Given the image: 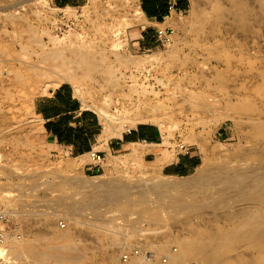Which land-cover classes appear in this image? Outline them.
<instances>
[{"label":"rangeland","instance_id":"rangeland-1","mask_svg":"<svg viewBox=\"0 0 264 264\" xmlns=\"http://www.w3.org/2000/svg\"><path fill=\"white\" fill-rule=\"evenodd\" d=\"M189 2L187 11L170 20L176 29L171 44L135 49L140 0H82L61 8L53 0H0V208L21 230L22 243L43 244L54 255L69 241L76 260L51 258L49 264H120L121 253L134 247L152 251L155 264H202L200 258L177 262L174 256L198 235L245 230L243 217L230 216L241 208L253 207L264 218V0ZM61 43L90 47L97 67L87 75L76 67L77 79L42 74L41 67L51 66L43 56ZM63 83L99 114L107 141L127 128L153 124L164 148L174 154L180 143L193 147L200 166L188 176H165L141 152L105 154L99 144L96 151L105 162L96 175L85 173L82 159L50 150L34 110L36 99ZM232 173L246 181L237 183ZM199 174L214 179L206 189L196 180ZM168 180L198 181L187 190L203 205L170 209L175 203L169 198L138 191ZM123 187L133 189L130 198L91 203L92 193L103 202ZM238 187L248 201L240 200ZM232 236L222 264H264V246ZM13 258L16 264H36L30 257ZM135 259L128 264H147Z\"/></svg>","mask_w":264,"mask_h":264},{"label":"crops","instance_id":"crops-1","mask_svg":"<svg viewBox=\"0 0 264 264\" xmlns=\"http://www.w3.org/2000/svg\"><path fill=\"white\" fill-rule=\"evenodd\" d=\"M82 0H53L58 7L78 6ZM189 0H140L141 26L134 36L133 48L151 49L157 46V27L170 26L176 15L188 10ZM35 114L42 125V136L53 152H62L74 158L85 157V173L96 175L101 169L91 165L89 152L100 144L102 152H132L143 154L147 163L157 167L161 174L184 177L194 173L201 164L199 152L191 147L189 153L164 148V137L153 124H140L124 131L121 136L103 142L104 128L99 114L83 105L69 83H63L48 94L36 99Z\"/></svg>","mask_w":264,"mask_h":264},{"label":"bare ground","instance_id":"bare-ground-1","mask_svg":"<svg viewBox=\"0 0 264 264\" xmlns=\"http://www.w3.org/2000/svg\"><path fill=\"white\" fill-rule=\"evenodd\" d=\"M70 8V7H69ZM72 44V43H71ZM88 48V49H87ZM90 53H91V49L90 47H87V46H83L81 44H78V45H74L72 47H69L68 45H66L65 43H61L59 45H56V47L51 50L49 53L45 54L43 56V62H51V66L48 67V66H44V67H41L40 69V72L42 74H45V75H49L51 73H55L57 75H59V77H61V75H63V73H66V76L68 79H77L79 78V74L75 71V68L76 67H84V71H85V75L89 74L91 71H93L96 67H97V63H95L96 60L93 61V59L91 58L90 56ZM38 66V65H37ZM40 67V66H39ZM66 79L65 76H62L61 77V80H64ZM101 116L102 117H105V118H108L109 115L102 111L100 112ZM112 117V116H111ZM143 120V119H142ZM125 127L127 125H124ZM127 130H129V128H127ZM117 136H121L120 133L117 134ZM107 135L104 131L103 133V140L104 141H107L106 139ZM137 150L136 149H133V151L131 152L132 154H134ZM80 160L82 159V161H84V158L83 156L81 157H78ZM260 159V158H259ZM263 161V160H262ZM81 164V162H79ZM261 163V162H260ZM82 165V164H81ZM260 165V164H259ZM258 167V166H257ZM256 167V168H257ZM244 168V167H243ZM242 167L239 168V169H243ZM248 168V167H247ZM247 168H245L247 170ZM232 169V168H231ZM254 169V168H253ZM259 169V168H257ZM261 169V168H260ZM216 170V169H215ZM227 170V169H226ZM202 171V170H201ZM243 171V170H241ZM211 172V171H210ZM239 172V171H237ZM245 172V171H244ZM243 172H241L242 174ZM247 173V171H246ZM245 173V174H246ZM249 173V172H248ZM256 173V177L258 175H260V173L257 174ZM253 173V176L250 177L252 175L248 176L252 179L256 178L254 176ZM264 172H262V175ZM228 174V173H227ZM241 174H236L238 177L242 176ZM243 174V175H245ZM204 174H199V177L196 178V180L199 179V185L201 184L200 188L203 190V189H206L207 187H209V185L212 183V181L214 180L212 177L210 179H208L207 177L205 178V176H203ZM209 175V174H208ZM233 175V173H232ZM240 175V176H239ZM245 175V176H247ZM220 179H221V176L224 177V174H220ZM227 176V175H226ZM247 176V177H248ZM217 177H218V174H217ZM223 183H225L226 181L224 180L225 177L223 178ZM228 177V176H227ZM231 179H236V181L239 179L235 178V174L233 176H229ZM243 177V176H242ZM247 177H244L243 179L245 180ZM259 179H260V176H258ZM257 177V178H258ZM241 178V177H240ZM249 178V180H251ZM261 178H264V177H261ZM174 179V178H173ZM173 179H171L173 181ZM176 181H177V178H175ZM174 179V180H175ZM179 179V178H178ZM213 179V180H212ZM231 179L228 180L226 179L227 181H230L231 182ZM248 179V178H247ZM171 180L169 181H164V182H151L148 184H145V185H142L141 187V190H138L139 192H142V194L144 195H149L150 193H153L156 195V193L158 194L157 197L158 198H161V199H164V198H169L170 201H173L175 204L171 203V204H168L169 205V208L172 209L173 206L175 205V207H181V208H187L186 205L188 204H191L193 205L194 207L197 206L199 207L198 205H203V202L195 196V194L191 193L189 190H187L188 188H190V185L191 183H198V181H195V180H192V182H187V183H184V184H181V183H178V182H171ZM232 180V182H233ZM262 180L263 182V179H260V181ZM153 181V180H152ZM185 181V180H184ZM218 181V180H217ZM225 181V182H224ZM235 181V180H234ZM239 181V180H238ZM237 181V183H238ZM241 184H243L244 182H242V178H241ZM239 181V182H240ZM255 181V179L253 180V182ZM257 181H259L257 179ZM229 182V184H230ZM252 183V181H249V183ZM260 182V183H262ZM147 183V182H146ZM228 184V182H226ZM235 183V182H234ZM248 183V182H247ZM255 183V182H254ZM264 183V182H263ZM17 184V183H16ZM23 184V183H22ZM38 184V183H37ZM51 184V183H50ZM57 184V183H56ZM99 184V183H98ZM222 184V183H221ZM240 184V183H239ZM53 185V184H52ZM100 185V184H99ZM220 185V184H219ZM247 185V184H245ZM251 185V184H250ZM254 185V184H253ZM257 186H260L258 184H256ZM27 186V185H26ZM50 186V185H49ZM87 186V185H86ZM239 186V185H238ZM242 187V185H240ZM255 186V185H254ZM256 186V187H257ZM264 186V185H263ZM262 186V187H263ZM33 187V186H32ZM88 187V186H87ZM237 187V186H236ZM235 187V189H236ZM241 187L239 188V194L242 192V189ZM16 188V187H15ZM84 188V187H83ZM82 188V189H83ZM100 188V187H99ZM237 188V189H238ZM243 189L244 188H247L246 186L245 187H242ZM180 189H185L186 191H180ZM194 189V188H193ZM192 189V190H193ZM234 189V190H235ZM241 189V190H240ZM248 189V188H247ZM250 189V188H249ZM248 189V190H249ZM261 189V188H260ZM86 190V189H85ZM113 190V189H112ZM191 190V191H192ZM212 190V189H211ZM254 190V188H253ZM252 190V191H253ZM262 190H264V187L262 188ZM63 191V189L61 190ZM80 191V190H79ZM93 191V190H92ZM196 191V190H195ZM208 191V190H207ZM228 191V190H227ZM247 191V190H245ZM251 191V192H252ZM257 190L255 189V192ZM112 192V191H110ZM133 189L131 188H127V187H123L120 191L118 190H114L112 192L111 195H107L106 199L103 198V202H101V194H95V193H92L95 195V197H91L92 199V202L94 205L96 204H99L101 203V205L103 206L104 204L102 203H105L107 204L108 201L112 202V200H114V197L116 196L117 199L118 197H124V198H120L118 201L124 199L125 198H130V196L133 194ZM244 192V191H243ZM250 192V193H251ZM259 192V191H258ZM257 192V193H258ZM73 193V192H72ZM71 193V194H72ZM76 193V192H75ZM79 193V192H78ZM245 193V192H244ZM248 193V191H247ZM253 193V192H252ZM255 193L254 196L260 194L261 192H259L258 194ZM91 194V193H90ZM104 194V193H103ZM242 194V193H241ZM240 194V196H241ZM75 195V194H74ZM148 195H147V198H148ZM220 195V194H219ZM244 195V194H242ZM261 195V194H260ZM259 195V196H260ZM8 196V195H6ZM106 196V195H105ZM225 196V195H223ZM253 196V195H252ZM75 197V196H73ZM104 197V195H103ZM186 197H190L192 198L191 201L189 200H186L187 198ZM242 197V196H241ZM249 197L248 195H244L243 199H240L242 202L243 201H248L249 200ZM257 197V196H256ZM62 198V197H61ZM76 198V197H75ZM78 198V197H77ZM146 198V196H145ZM150 198V197H149ZM64 199V196L63 198ZM90 199V198H89ZM142 200H145L143 199V197L141 198ZM219 199V198H218ZM75 200V199H74ZM139 200V199H138ZM147 200V199H146ZM212 200H216V198L213 197ZM211 200V201H212ZM100 201V202H99ZM115 201V200H114ZM135 201V199L133 200ZM137 201V200H136ZM140 201V200H139ZM150 201V200H148ZM206 201V200H205ZM60 202V201H59ZM58 202V203H59ZM69 202V201H68ZM73 202V201H72ZM239 202V201H238ZM253 202V201H252ZM250 202V203H252ZM88 203V202H87ZM109 203V202H108ZM114 203V202H113ZM134 202L132 201H128V205H133ZM151 203V202H150ZM207 203V202H206ZM236 204H238L237 202H235ZM240 203V202H239ZM249 203V204H250ZM257 203V202H256ZM45 204V203H44ZM51 205H53L52 203H50ZM77 204V203H75ZM79 204V203H78ZM154 204V203H153ZM61 205V204H60ZM127 205V206H128ZM207 205H210V204H207ZM255 205V204H254ZM35 206V205H34ZM39 206V205H37ZM57 205H54V206H51V207H55ZM157 206V205H156ZM50 207V206H49ZM48 207V208H49ZM68 207V206H67ZM70 208L72 206H69ZM68 207V208H69ZM73 207H76V206H73ZM98 207V206H97ZM172 207V208H171ZM174 207V208H175ZM189 207V205H188ZM192 207V206H191ZM196 207V208H197ZM249 207V205H248ZM36 208V207H35ZM56 208V207H55ZM53 208V209H55ZM108 208V207H107ZM190 208V207H189ZM228 208V206H227ZM67 209V208H66ZM160 209V208H159ZM229 209V208H228ZM258 209V208H257ZM58 210V209H57ZM117 210V209H115ZM192 210V209H190ZM261 210V209H260ZM263 210V208H262ZM253 211V207H249V208H241L236 214H231L230 216H240L241 219L242 217L244 218L243 221L246 222L245 226V230H240L236 233H233L231 234L229 232V234L227 232L223 233V234H220L218 237L214 236V237H203V236H200L198 235L196 238H194L193 240L187 242L184 244V246L181 247V250L179 251V253H176L175 254V261L177 262H180L183 258L185 257H196V258H200V260L202 261V264H222L224 261H223V255L225 254L226 250H227V241L229 240V238L232 237H238V239H248L250 241H258L262 246H264V218L262 217L261 213L260 215L259 214H256L252 212ZM96 212V211H95ZM177 212V211H176ZM260 212V211H259ZM100 213V212H99ZM107 213V212H106ZM113 213V212H112ZM238 214V215H237ZM101 215V214H100ZM129 215V214H128ZM132 215V214H131ZM137 215V214H136ZM138 216V215H137ZM230 216H229V219H230ZM235 216V217H236ZM134 217V216H133ZM234 218V217H233ZM231 218V219H233ZM154 220V219H153ZM234 220V219H233ZM232 220V221H233ZM250 220V221H249ZM239 222H241V220H238ZM134 223V222H133ZM243 223V222H241ZM243 226L242 229L245 227ZM230 235V237H229ZM65 238H61V241H63ZM66 245V246H65ZM165 245V244H164ZM63 246L61 249H60V253H57V254H54L52 255L51 253L47 252L45 250V246L43 244L41 245H34L32 244L31 242H25V243H22L21 240H16V241H13L11 243V250H12V253L14 254V256L18 259H27V258H31L33 259V261L36 263V264H49L48 261L53 258V259H56L58 261H63V260H68V258L72 259V260H76V255H74L72 253V248L69 246V241L64 244V245H61ZM175 252H173L174 254ZM17 259V260H18ZM133 259H135L133 257ZM139 259V258H138ZM179 259V261L177 260ZM136 260V259H135ZM140 261V259H139ZM143 261V260H142ZM25 261H23L24 263ZM145 262V261H143ZM73 263V262H72ZM156 262L155 261H151V262H147V264H155ZM26 264V263H25ZM177 264V263H176Z\"/></svg>","mask_w":264,"mask_h":264},{"label":"built area","instance_id":"built-area-1","mask_svg":"<svg viewBox=\"0 0 264 264\" xmlns=\"http://www.w3.org/2000/svg\"><path fill=\"white\" fill-rule=\"evenodd\" d=\"M176 29L173 25L165 27H157L155 31V38L158 44L169 45L173 42ZM128 131H131L129 129ZM180 151L189 153L191 147L180 143L177 147ZM89 159L91 165L96 169H101L105 156L96 150L89 152ZM61 227L66 226L65 221H59ZM21 230L17 224L11 219L9 211L0 208V264H16L11 250V243L16 240H21ZM139 258L145 262H151L155 258V254L144 247H134L129 251H123L120 255V264H128L133 258ZM167 257H163V262H167Z\"/></svg>","mask_w":264,"mask_h":264}]
</instances>
